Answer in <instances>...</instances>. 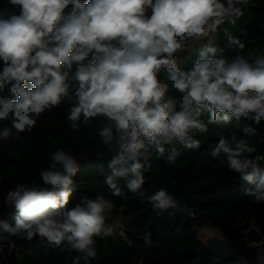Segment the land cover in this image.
Instances as JSON below:
<instances>
[{"label": "clouds", "instance_id": "9594fccd", "mask_svg": "<svg viewBox=\"0 0 264 264\" xmlns=\"http://www.w3.org/2000/svg\"><path fill=\"white\" fill-rule=\"evenodd\" d=\"M0 10V89L10 85L16 99L0 96V141L20 140L32 132L45 112L65 99L69 126L102 118L99 136L109 152L116 138L118 150L104 173V184L114 196H124L118 184L152 204L157 215L178 207L164 189L145 197L142 185L151 167V152L174 162L176 144L199 149L197 133L208 125H227L233 118L264 121V58L254 61L237 54L229 62L224 48L209 42L193 67L184 70L177 54L215 33L225 22L243 15L239 6L249 0H9ZM228 47L243 50L239 39ZM75 71L73 72V68ZM164 70L172 87L183 93L177 101L166 97L168 85L158 75ZM208 112L207 123L201 121ZM245 135H255L252 125ZM167 146V147H166ZM254 146L244 138L220 136L209 150L212 158L239 174L244 193L264 202V168ZM40 173L42 184H19L4 203L16 210L15 223L0 220L4 234L32 240L45 238L62 252L77 255L72 264H90L97 256L96 237L113 234L106 213L114 207L103 196L82 197L69 208L80 161L58 149L49 153ZM126 198V197H125ZM146 244H151L148 234Z\"/></svg>", "mask_w": 264, "mask_h": 264}, {"label": "trees", "instance_id": "16d2710c", "mask_svg": "<svg viewBox=\"0 0 264 264\" xmlns=\"http://www.w3.org/2000/svg\"><path fill=\"white\" fill-rule=\"evenodd\" d=\"M11 7L9 0H0V10ZM239 7L243 15L235 18L234 24H221L215 33L178 53V66L184 70L193 67L209 40L224 48V58L229 62L237 54L250 61L264 58V0H249L246 7ZM229 37L239 39L244 49L228 47ZM158 78L168 85L166 97L179 101L183 93L172 87L167 72L161 70ZM9 88L5 85L0 89V96L16 99ZM73 103L65 99L51 112H45L32 132L21 133L20 140L0 141V198L19 184H42L40 173L49 165V153L63 149L81 165L68 207H75L82 197L97 196L114 205L106 213V224L113 227V234L95 238L97 256L90 264H264V254L256 248L257 244L264 248V202L257 204L244 193L243 189L250 185L221 163L223 156L212 158L209 154L220 136L230 138L235 132L237 139L244 138L256 148L253 157L264 156V121L259 126L244 118H233L227 125L209 124L207 132L195 136L201 147L187 149L176 144L179 155L171 163L167 151L163 157L152 151V167L144 173V195L164 189L178 205L157 215L145 198L128 191L123 178L118 184L124 196H114L104 184V173L110 172L108 165L118 150L116 138L109 152L99 136L102 118L81 123L79 131L73 130L67 120ZM209 115L203 112L201 121L207 123ZM8 124L0 121V128ZM245 125L256 128V134L245 135ZM259 166L264 168V160L259 161ZM16 214L14 207L4 208L0 210V220L14 225ZM116 220L123 225V234L113 226ZM208 225L219 231L221 240L206 244L199 239V231ZM145 234L151 244L145 243ZM77 255L75 251L62 252L39 236L26 240L4 234L0 239V264H72Z\"/></svg>", "mask_w": 264, "mask_h": 264}, {"label": "rangeland", "instance_id": "374dc122", "mask_svg": "<svg viewBox=\"0 0 264 264\" xmlns=\"http://www.w3.org/2000/svg\"><path fill=\"white\" fill-rule=\"evenodd\" d=\"M192 46L189 47V49L191 48ZM188 49V50H189ZM187 51V50H185ZM184 51H181L179 53H182ZM7 207H10L8 205H6L4 203V197L3 198H0V210L4 209V208H7ZM114 225L117 227V228H120V222L118 220L114 221ZM199 239L203 242V243H209V242H212V241H219L222 239V236L220 235L219 231L214 228L213 226H206L204 227L201 231H199Z\"/></svg>", "mask_w": 264, "mask_h": 264}, {"label": "built area", "instance_id": "2783aa9c", "mask_svg": "<svg viewBox=\"0 0 264 264\" xmlns=\"http://www.w3.org/2000/svg\"><path fill=\"white\" fill-rule=\"evenodd\" d=\"M118 221H119V220H118ZM119 222H120V221H119ZM113 226H114L116 229L119 230V233H120V234H123V225L121 224V222H120V228H117V227L114 225V222H113ZM256 248L259 249V252H260V253L264 254V248H263V245H262V244H257V245H256ZM233 264H246V263H244V262H242V261H238V262H235V263H233Z\"/></svg>", "mask_w": 264, "mask_h": 264}]
</instances>
